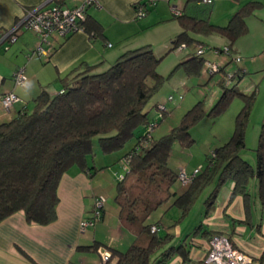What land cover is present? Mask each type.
Listing matches in <instances>:
<instances>
[{
	"label": "trees",
	"instance_id": "1",
	"mask_svg": "<svg viewBox=\"0 0 264 264\" xmlns=\"http://www.w3.org/2000/svg\"><path fill=\"white\" fill-rule=\"evenodd\" d=\"M197 1L201 0H185V4ZM260 5L255 1L243 4L224 26L211 24L209 13L204 17L183 13L175 17L181 32L171 45L174 48L193 43L203 46L192 33L223 37L232 48L234 41L248 32L246 21ZM83 31L89 36H103L102 26L91 18L86 17ZM159 62L149 46H144L124 52L101 72H93V67L81 64L61 80L62 93L51 95L41 90L29 108L0 124V222L16 212H22L29 224L44 226L54 222L59 181L73 166L88 170L87 157L92 155L95 137H98L100 152L105 155L136 140L122 156L129 159L128 171L116 183L114 198L119 219L134 233L135 241L125 251L111 250L105 264L112 256L117 258L115 264H170L177 256L183 262L188 260L187 238L199 233L201 224L177 241L172 234L151 232L152 225L146 223L171 196L174 197L171 207L179 211L174 225L188 216L209 186L212 188L204 199L205 216L214 209L218 192L228 182L234 184L231 197L241 195L246 211L250 206L252 183L260 204L264 205V123L254 149L255 163L251 165L240 156L246 148L245 127L255 101V90L246 94L237 85L225 88L222 76L218 81L221 95L209 111L204 110L201 101L197 102L178 126L152 140L137 154L132 153L143 136V133L137 136V131L148 123L145 108L164 83L156 70ZM182 64L190 74L200 75L203 59L188 54ZM235 97L243 100V107L235 118L232 136L212 152L213 157L209 155L205 166L182 194L172 193L178 172L168 162L174 143L190 146L193 143L190 128L204 116L223 113ZM212 235L216 234H208V240ZM89 249L97 251L99 246L79 247L81 251Z\"/></svg>",
	"mask_w": 264,
	"mask_h": 264
},
{
	"label": "crops",
	"instance_id": "2",
	"mask_svg": "<svg viewBox=\"0 0 264 264\" xmlns=\"http://www.w3.org/2000/svg\"><path fill=\"white\" fill-rule=\"evenodd\" d=\"M81 1L54 2L65 8H72ZM137 1L139 0H97V6L88 7L86 17L102 26L103 36H89L87 32L80 31L66 38H54L49 46L45 45L51 50L48 55L28 56L38 41L37 35L29 30L22 32L7 51L0 48V96L13 92L18 98L8 110L0 103V124L9 122L19 111L29 108L41 90L44 89L51 95L57 94L63 89L61 80L81 64L93 67V72H101L106 69L105 66V69L100 67L104 62H112L126 51L148 46V33L166 18L156 6L162 1L170 6V0H153L155 5L149 8L147 15L141 20L134 19L133 4ZM251 1L262 4L261 0H238L231 12ZM44 2L49 0H0V35L10 29L25 10ZM178 6L183 8V13L188 10V5L183 0H179ZM231 47L236 53L246 56L244 45ZM187 59L188 55L185 60ZM240 67L249 74L248 81L242 84L240 91L248 94L249 87H254L256 97L251 113L261 105L259 117L263 124L264 55L256 61H242ZM18 68L24 69L26 77V84L22 87L16 86L13 81V73ZM144 128L145 126L137 131V136L144 132ZM242 158L246 160L245 157ZM104 159L106 158L98 163L96 155L92 158L89 156L88 170L83 171L73 166L62 175L57 188L59 201L54 222L44 226L29 224L22 212H16L0 222V264H105L102 259L104 252L111 255L113 249L125 251L135 241L134 233L119 219V207L114 201L117 182L107 188L101 180L104 171L102 168L110 164V161L106 162ZM246 161L253 165L255 156ZM119 162L122 165V157ZM181 169L186 171L183 167ZM226 185L218 192L214 209L208 215L205 216L204 203L201 205L195 224L179 227L182 223L174 225L176 218L173 217L169 218V225L166 227L160 221L150 223L157 225L159 231L164 229V234H172L177 241L186 238L199 224L202 226L199 233L187 238L188 260L183 262L177 256L170 264H206L204 259L208 251V234L227 236L234 248L252 258V264H264V205L260 204L256 196V186L254 183L250 186V206L246 211L241 195L231 197L234 184L230 182ZM186 188L179 183L174 192L171 188V192L180 195ZM110 190L114 192L111 193ZM98 195L107 198L102 218L94 227L81 232L80 222L90 215ZM111 200L112 204H108ZM170 205L164 210L165 213L171 209ZM150 216L146 223H149ZM204 232L207 233L206 236L202 234ZM93 245L99 246V249L79 250V247ZM116 262L117 258L112 256L108 264Z\"/></svg>",
	"mask_w": 264,
	"mask_h": 264
},
{
	"label": "rangeland",
	"instance_id": "3",
	"mask_svg": "<svg viewBox=\"0 0 264 264\" xmlns=\"http://www.w3.org/2000/svg\"><path fill=\"white\" fill-rule=\"evenodd\" d=\"M183 1L185 2V0ZM237 1L238 0H215L212 4H203L201 1H197L188 4V10H186V13H191L195 16L197 15V17H204L209 13L208 18L211 24L224 26L228 23L231 15L237 10L231 12L233 5L235 6ZM178 2L179 0H170V6L167 2L163 1L157 4L156 7L166 15V18L148 33L149 40L146 42L149 43L148 46L153 54L160 60L156 70L164 78L163 85L149 100L145 108L148 112V122L156 121L158 123L157 127L152 131L153 140L159 139L171 129L178 126L184 114L197 102L201 101L204 110L209 111L213 105L217 103L222 92V89L218 84V75L212 77L202 76V69L200 75H195L194 73L190 74L187 66L182 64L186 61V56L193 53L190 48L191 45H189V49L187 50H179L171 45V41L181 32V28L176 18L170 12L171 5H178ZM261 3L262 4L254 11L253 15L248 17L246 21L248 32L237 38L232 44L233 48L237 47L238 44L244 45L247 52L246 56L237 52L241 56L243 62L249 60L253 61V59L256 61L261 59L264 55V0H261ZM195 4L197 5L195 6ZM191 36L202 43L206 48H213L217 45L222 47L229 44L227 39L217 35L203 36L191 33ZM205 56L208 59H213L209 52H207ZM114 61L115 60H112V62L106 61L100 67L104 68L103 66H105L107 69ZM260 64H262V62ZM251 74L253 75V72H251ZM248 79L249 74H244L238 85L239 89L242 88V84L245 81H248ZM253 90L254 87H249V91H247L248 94L252 93ZM170 95L174 98L171 102L168 101V96ZM158 103L165 105L168 111L162 117L158 115L156 110V105ZM260 106L261 105L257 107L253 114L251 113L252 106L245 127L246 148L240 152V156L245 157L246 160L255 156L254 149L257 146L259 131L262 125L261 117H259ZM242 107L243 100L240 97H235L220 115L204 116L201 118L190 128L189 134L190 138L193 140V143L190 146H182L179 143H174L169 161L170 168L176 172L180 171L181 167H183L188 174H190L193 169L201 170L205 166L209 155L232 136L235 118ZM97 139L98 137L93 139V152L90 157L92 158L96 155V162L98 163H100L103 158H106L104 159L106 162L110 161L108 167L104 166L102 168L104 171L101 175V180H103L104 186L109 188V185L116 183V180L121 175L125 174L119 160L132 148L135 138L130 140L123 149L107 155L100 152ZM177 182L172 186L173 192L177 186H179V181L177 180ZM211 188L212 187L209 186L204 192H202L191 208L188 216L180 222L182 224L179 227H184L185 225L192 223L195 224L196 219H198V209L201 208V205L204 203V199ZM110 192L113 193L114 191L110 190ZM103 197L106 202V196ZM173 201L174 197L171 196L165 204L154 211L149 218V223L160 221L161 224L166 227L169 225L168 221L170 217L178 219L179 211L170 205ZM108 202V204H112V200ZM169 205L171 209L168 213H165L164 210ZM175 214H177V216ZM164 232V229L160 230L159 235H164Z\"/></svg>",
	"mask_w": 264,
	"mask_h": 264
},
{
	"label": "built area",
	"instance_id": "4",
	"mask_svg": "<svg viewBox=\"0 0 264 264\" xmlns=\"http://www.w3.org/2000/svg\"><path fill=\"white\" fill-rule=\"evenodd\" d=\"M56 0H49L38 6L25 10L23 16L8 30L4 31L0 35V48L7 51L9 47L16 42L18 36L23 31H31L37 35L38 41L35 48L28 54L32 55H48L50 48H46L45 45L51 43L54 38H66L72 34L83 31V22L86 20V11L88 7L92 5H98L97 0H82L79 5L72 8H65L58 5ZM215 0H201L203 4H212ZM155 5L153 0H139L133 4L134 7V19H143L151 6ZM170 12L174 17L182 16L183 8L178 5H171ZM193 53L190 56L202 58V76L212 77L214 75L219 76V80H224V87H230L231 85H239L243 74L246 72L240 67L242 58L239 54L233 51L229 46L211 47L206 48L198 43L191 45ZM177 49L187 50L189 46L186 44H180ZM209 52L213 59L206 58V53ZM223 70V72H222ZM13 81L16 86H24L26 84V77L23 68H18L13 73ZM59 91L58 93H62ZM181 98V97H180ZM18 100L17 96L13 92H9L0 96V103L5 109L11 108V106ZM174 98L168 96V101H173ZM156 110L159 116H163L167 113L165 105L158 103ZM158 123L148 122L145 126L143 136L139 139L138 144L135 147L133 154H137L138 151L146 147L152 140V131L157 127ZM214 154L211 153V157ZM128 158L122 159V168L125 173L128 171ZM199 169H195L191 174H187L184 170H180L177 173V180L182 186H188L194 176L199 172ZM124 175H121L116 181L123 180ZM105 206V198L102 195L95 197L93 208L90 215L87 218L81 220L79 230L85 232L87 229L92 228L99 222L103 215ZM150 231L157 233L159 228L152 225ZM110 257L108 252L102 254L103 262H107ZM206 264H252L253 260L247 254L234 248L229 241V238L223 234L212 235L208 240V251L204 259Z\"/></svg>",
	"mask_w": 264,
	"mask_h": 264
},
{
	"label": "water",
	"instance_id": "5",
	"mask_svg": "<svg viewBox=\"0 0 264 264\" xmlns=\"http://www.w3.org/2000/svg\"><path fill=\"white\" fill-rule=\"evenodd\" d=\"M23 32H24V31H23ZM20 35H21V34H20ZM20 35H19V36H20ZM19 36H18V37H19ZM17 39H18V38H17Z\"/></svg>",
	"mask_w": 264,
	"mask_h": 264
}]
</instances>
